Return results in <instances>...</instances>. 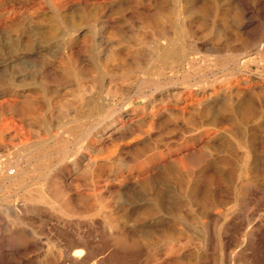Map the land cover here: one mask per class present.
I'll use <instances>...</instances> for the list:
<instances>
[{
  "label": "rangeland",
  "instance_id": "1",
  "mask_svg": "<svg viewBox=\"0 0 264 264\" xmlns=\"http://www.w3.org/2000/svg\"><path fill=\"white\" fill-rule=\"evenodd\" d=\"M1 263L264 264V0H0Z\"/></svg>",
  "mask_w": 264,
  "mask_h": 264
},
{
  "label": "bare ground",
  "instance_id": "2",
  "mask_svg": "<svg viewBox=\"0 0 264 264\" xmlns=\"http://www.w3.org/2000/svg\"><path fill=\"white\" fill-rule=\"evenodd\" d=\"M165 30V29H164ZM163 30V31H164ZM162 31V32H163ZM86 32V31H85ZM80 36V35H79ZM164 36V35H163ZM160 44V43H159ZM170 45H172V44H170ZM173 45H174V43H173ZM172 45V46H173ZM161 46V45H160ZM146 47H147V45H146ZM174 47V46H173ZM177 47V46H176ZM139 48V47H138ZM160 48V47H159ZM162 53H163V55L162 56H164V59H165V61H171L172 62V60L174 61V60H178V61H181V67L182 66H184L185 65V63L187 62L185 59H183L182 58V56H181V54H180V52L178 53V52H176V51H174V49H171L170 47L169 48H167L166 47V45H165V48H161V49H159ZM179 50V49H178ZM177 50V51H178ZM184 51V50H183ZM153 52V51H152ZM160 52V53H161ZM38 53V52H37ZM37 55V54H36ZM141 55V54H140ZM184 55V54H183ZM131 56V55H130ZM191 57V56H190ZM191 59V58H190ZM162 62H163V60H162ZM170 62V63H171ZM166 64V63H165ZM164 65V64H163ZM173 65V64H172ZM193 66V65H192ZM127 67V66H126ZM148 67L149 66H147V70H148ZM180 68V67H179ZM186 68V67H185ZM129 70V69H128ZM186 70V69H185ZM131 71H132V69H131ZM145 72V71H144ZM138 73V72H137ZM141 73V72H140ZM124 76V75H123ZM76 77V76H75ZM104 78V77H103ZM103 82V81H102ZM125 82V81H124ZM128 82V81H127ZM143 83V82H142ZM16 90V89H15ZM21 90V89H20ZM17 91V90H16ZM13 93V92H12ZM110 95V94H109ZM213 96H215V95H213ZM218 96V95H217ZM208 97V96H207ZM213 98V97H212ZM215 98H217L216 96H215ZM101 99V98H100ZM208 100H211L210 98L208 99ZM205 101V100H204ZM200 102V101H199ZM201 103V102H200ZM103 105V104H102ZM201 105H202V103H201ZM63 109H65V107H63ZM62 109V110H63ZM64 111V110H63ZM127 121V120H126ZM115 124V123H114ZM22 184V183H21ZM26 184V183H25ZM26 188V187H25ZM42 198H44L45 199V197H42ZM41 198V199H42ZM47 203V202H46ZM51 203V202H50ZM78 253H80V252H78ZM76 255V254H75ZM1 264H5V263H1Z\"/></svg>",
  "mask_w": 264,
  "mask_h": 264
}]
</instances>
